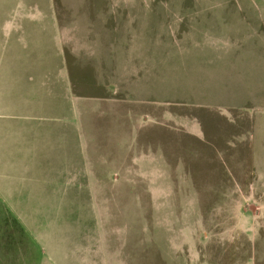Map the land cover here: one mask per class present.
Returning <instances> with one entry per match:
<instances>
[{
	"label": "rangeland",
	"instance_id": "rangeland-1",
	"mask_svg": "<svg viewBox=\"0 0 264 264\" xmlns=\"http://www.w3.org/2000/svg\"><path fill=\"white\" fill-rule=\"evenodd\" d=\"M17 1L0 0V62L37 32L22 68L40 87L55 7L60 110L89 148L81 168L70 138L24 141L54 172V194L25 202L50 264H264V0ZM6 221L4 264H47Z\"/></svg>",
	"mask_w": 264,
	"mask_h": 264
},
{
	"label": "crops",
	"instance_id": "crops-1",
	"mask_svg": "<svg viewBox=\"0 0 264 264\" xmlns=\"http://www.w3.org/2000/svg\"><path fill=\"white\" fill-rule=\"evenodd\" d=\"M48 1L52 5V0ZM18 3L19 0L16 4ZM23 9L27 10L24 7ZM54 10L55 14H53L52 25L55 37L59 42L55 40L53 42L51 38L47 39L50 44V54L46 69H49V72H47V77L40 81L41 88L33 84L35 83L33 78L25 79V70L22 68L26 59L25 49L29 48L32 42L38 40L41 36L35 31L31 32L27 47L24 46V43L20 42L21 37L19 36L13 38L15 45L9 43L8 40L4 41L6 46H9V50L6 53L8 63L3 64L0 62V264H4L2 260L3 244L1 242L2 227L5 226L4 220H7L8 229L14 230L17 237L25 235L26 232L31 234L34 243L40 248L47 264L52 263L51 260H47L49 256L45 253L46 245L42 244L46 236H49L45 228L46 225L43 226L38 222L39 215L33 209H30V204L26 205L25 202L42 195L51 196L54 194V187H52V175L54 172L52 166L43 164L45 167L44 172L41 174V162L37 156L38 153L35 155L37 157L28 158V155H33L29 147L31 143L26 144L24 141H30L29 139L33 137L35 138L33 140L39 142V147H35L36 151L38 149L40 152V145L43 143L45 151L49 150L50 147L49 151L51 152V145L55 136L58 135L60 139L65 136L68 139L70 138L67 152L71 162L75 157L77 164L83 168L86 164L85 155L87 154L89 157L88 144L83 142V136L79 135L76 130L77 126L74 125V115H76L74 107L72 110L69 108L68 113H63L60 110V104L68 106L69 102L68 98H63L65 94L57 91L58 87L61 88L58 85L60 83L58 80L66 85V88L64 87L60 90L65 89L66 91L71 86L67 84L68 82L65 77L64 79L61 77L63 70L65 72L66 69L64 65L66 57L64 56L66 54V49H64L65 38L63 41L58 32L60 28L55 7ZM35 25L34 22L33 26ZM57 27L59 28L58 30H56ZM257 30L260 32L259 28ZM21 34L23 37L24 33L21 32ZM262 34L264 36V33ZM260 39L261 41L264 40V38ZM38 41L41 42L40 40ZM35 60L36 57H34L32 62L33 66H35ZM10 66L14 69V79L6 75L7 68ZM59 75L60 77H58ZM43 82L51 83L47 84L49 88H43ZM52 84H55V86L52 87ZM43 91H48V94L42 96ZM41 98L44 101L53 102V109L51 106L45 107L39 105ZM57 121H59L58 125L61 122L66 123V125H59L58 131L55 125ZM39 131L45 138L44 142L36 136ZM83 144L86 147L82 155L81 150H78V145L83 146ZM73 149L76 151L75 156ZM45 151L43 154H45ZM73 167L78 170L77 166ZM77 178L79 179V173ZM82 180L79 179L80 182ZM85 183L88 182L85 181ZM42 235H45L44 239H42ZM18 240L15 244L22 243L21 237H18Z\"/></svg>",
	"mask_w": 264,
	"mask_h": 264
}]
</instances>
